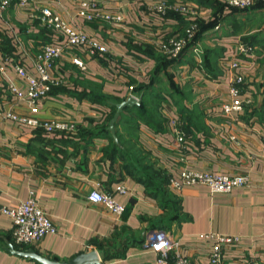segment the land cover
Listing matches in <instances>:
<instances>
[{"label": "crops", "instance_id": "obj_1", "mask_svg": "<svg viewBox=\"0 0 264 264\" xmlns=\"http://www.w3.org/2000/svg\"><path fill=\"white\" fill-rule=\"evenodd\" d=\"M77 1L34 0L21 7L12 0L0 18V109L76 124L72 133H47L0 118V208L33 196L56 227L37 244L19 246L12 239L10 218L0 212V264H39L7 251V242L59 261L95 250L99 264H158L145 244L157 229L168 230L192 264H211L212 242L202 237L209 232L241 236L240 245L226 251L224 264H245L249 258L264 264V7L240 11L224 0H167L186 3L192 11L161 14L153 9L159 0H95L99 12L121 15L119 22H110L77 16ZM44 3L104 41L108 52L89 56L63 48L50 71L56 84L31 103L8 87L25 92L27 83L17 76L14 63L31 70L39 47L52 40L53 31L30 16ZM216 17L218 24L196 40L201 24ZM191 25H196L194 38L180 61L155 72L151 54H163L159 43L185 36ZM239 42L253 49L240 55L237 69H230L227 61ZM73 55L82 58L85 69L73 64ZM235 74L244 76L242 97L248 102L242 111L226 115L221 105ZM143 85H150L143 102L159 96L155 120L151 125L143 120L119 123L115 130L127 139L133 133L134 145L151 168L149 184L127 172L120 154L112 153L113 143H119L110 132L100 133L111 106L130 95L140 99L135 90ZM170 117L179 119L177 128ZM177 130L185 136L183 143ZM184 168L244 174L250 180L230 192H212L204 184L172 189L170 178ZM117 184L127 192H115ZM94 189L110 193L123 212L115 216L104 205L89 202Z\"/></svg>", "mask_w": 264, "mask_h": 264}, {"label": "built area", "instance_id": "obj_2", "mask_svg": "<svg viewBox=\"0 0 264 264\" xmlns=\"http://www.w3.org/2000/svg\"><path fill=\"white\" fill-rule=\"evenodd\" d=\"M11 1L0 0V18ZM33 1L15 0L21 7L31 5ZM37 1L38 3L41 2V0ZM224 2L231 8L243 10L254 6L258 2H264V0H224ZM77 5L76 15L86 20L90 21L95 18L110 22H119L121 20L119 13L99 12L95 0H78ZM153 9L161 14H165L167 11L189 14L192 11L186 3L168 2L167 0H159L153 6ZM35 10H37V13L33 11L30 16L38 20L45 28L53 31L52 40L39 47L33 57L31 70L18 61L14 63L17 76L27 83L25 92L19 90L13 84L8 87L9 91L18 99L25 98L31 103H36L44 98L48 94L50 87L56 84V80L52 78L50 71L54 67L55 60L61 55L63 48L81 49L89 56L102 55L108 52V46L104 41L64 20L59 14L55 13L50 5L46 3L38 4ZM195 31L196 25H191L186 29L185 36L172 37L166 42H160L159 49L169 57L177 58L188 42L194 38ZM252 49L249 44L239 42L232 58L227 61L228 67L234 70L237 69L240 55H249ZM71 61L82 70L86 68L85 62L77 55H73ZM243 83V75L235 74L232 77L229 85V98L221 105L224 114L232 115L240 112L243 110L245 103L248 102L247 99L242 97L241 85ZM0 118L13 120L27 126L38 127L47 133H72L76 130L75 122L68 119L39 120L35 117H25L10 111H2L1 109ZM169 123L172 127L177 128L179 119L170 117ZM177 134L179 142L183 143L185 141L184 134L178 130ZM249 180V176L244 174H222L184 168L180 171L178 177L170 178L169 186L172 189L181 190L186 185L204 184L212 192H230L236 187L246 185ZM114 191L119 194H125L127 188L124 184H117L114 187ZM87 200L91 203L104 205L115 216H119L124 210V206L117 202L110 193L99 189L92 190L88 194ZM0 212L9 217L12 222L11 235L16 245H35L46 234L56 232L55 225L46 212L36 203L33 196L27 197L16 206L1 207ZM202 237L212 242L209 254L211 264H224L226 251L232 247H238L241 243V236L239 235L209 232L203 234ZM145 244L157 255L156 262L158 264H192L191 260L181 253L179 241L166 229H157L149 233ZM245 264H257V261L255 258H249Z\"/></svg>", "mask_w": 264, "mask_h": 264}, {"label": "trees", "instance_id": "obj_3", "mask_svg": "<svg viewBox=\"0 0 264 264\" xmlns=\"http://www.w3.org/2000/svg\"><path fill=\"white\" fill-rule=\"evenodd\" d=\"M254 7H264V2H258L257 4H255L254 6L250 7V8H247V9H237V8H233L235 10H240V11H244V10H248V9H251V8H254ZM218 18L216 17L215 19L211 20L210 22L208 23H202L201 24V30L200 32L197 34L196 36V40H197V37H199L201 35V32L206 30L207 28L209 27H215L217 24H218ZM46 29V28H44ZM3 38H5V36L2 34L1 35ZM195 40V41H196ZM5 42H8L7 39L5 40ZM191 44H189L188 46H190ZM188 46L183 50V52L179 55V57L177 58H172V57H169L168 55H163V54H158V55H155V54H151L155 60H156V67H155V72H159L161 70H164L166 69L168 66L170 65H174L175 63H178L180 61V57L181 55L184 53V51L188 48ZM155 78H152V80H154ZM144 87V88H142ZM141 88L143 90H140V88H138V90H135L139 95H140V100L142 99V101H140L141 103L139 105H134L133 107H130V108H126L124 111L126 112H131L132 115L128 117V115H125L124 113H121L120 115V118L116 124L115 127H117V125L119 123H123V122H128V123H137V120H143L144 122H146L147 124L151 125L153 123V121L155 120L154 119V107L158 105V98L159 96H154L153 98V102L155 104H153V102H150V103H146L145 101L143 102V96L146 95V92L147 90H149V87L150 85H147V86H142ZM145 89V90H144ZM145 91V92H143ZM145 97V96H144ZM147 104H150L153 105L151 108L147 105ZM112 107V112L111 114L107 117L106 121L104 122V124L100 127V133L103 134L105 132L109 133V131L107 130V127H108V123H109V120L110 118L112 117L114 111H115V107H114V104L111 106ZM116 137H117V140L119 141L118 143H120V135L117 134V131H116ZM123 148L120 146V144H117V143H113V148H112V153H116V154H120V156L122 157L123 159V156L121 155L123 150ZM124 168L126 169L127 172H129L131 175H135L139 178V180H141L142 182H144L145 184H149L151 183V178L149 177L150 176V166L148 164L145 165V169L143 170H138L136 171V168L134 169L133 167L129 168V166H127L126 164H124ZM164 196V199L166 197V194H163ZM167 198V197H166Z\"/></svg>", "mask_w": 264, "mask_h": 264}, {"label": "water", "instance_id": "obj_4", "mask_svg": "<svg viewBox=\"0 0 264 264\" xmlns=\"http://www.w3.org/2000/svg\"><path fill=\"white\" fill-rule=\"evenodd\" d=\"M139 104L140 99L132 95L121 102L114 103L115 111L109 120L107 130L110 132L115 142H117L115 126L120 118L121 113H123L126 108H130ZM6 245L7 251L22 257H28L30 259L36 260L39 264H99V257L95 250L84 251L68 260L59 261L42 256L35 252L32 248L22 251L15 249L14 245L10 242H7Z\"/></svg>", "mask_w": 264, "mask_h": 264}, {"label": "rangeland", "instance_id": "obj_5", "mask_svg": "<svg viewBox=\"0 0 264 264\" xmlns=\"http://www.w3.org/2000/svg\"><path fill=\"white\" fill-rule=\"evenodd\" d=\"M247 25H250V23H247ZM187 47V46H186ZM185 47V48H186ZM184 48V49H185ZM183 52V51H182ZM181 52V53H182ZM199 52V51H198ZM197 52V53H198ZM164 54V53H163ZM195 54H196V52H195ZM165 55V54H164ZM202 55V52L200 51L199 52V55H197L196 54V57L198 56V58H200V56ZM153 104H155L154 102H153ZM150 108L153 106V105H151L150 106V104H147ZM131 123V122H130ZM131 124H135V123H131ZM120 146L123 148L122 150H123V152H122V156H123V165L124 164H126L127 166H129V168H131V167H135L136 168V171H138V170H144L145 169V165L146 164H148L149 162L147 161V160H145V158H144V156H143V154H142V152H141V150L138 148V147H136L135 145H134V135H133V133H129L128 134V139L126 138V137H124V135H122V134H120ZM127 136V135H126ZM118 141V140H117ZM119 142V141H118ZM134 168V169H135ZM168 185V184H167ZM169 186V185H168ZM166 197L168 198V199H170V200H172L171 199V197H170V195H166Z\"/></svg>", "mask_w": 264, "mask_h": 264}]
</instances>
